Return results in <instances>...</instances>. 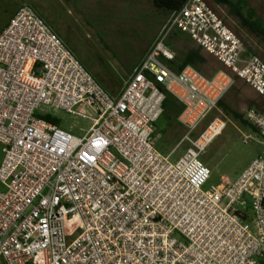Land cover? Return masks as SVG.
Returning <instances> with one entry per match:
<instances>
[{
	"label": "built area",
	"instance_id": "obj_1",
	"mask_svg": "<svg viewBox=\"0 0 264 264\" xmlns=\"http://www.w3.org/2000/svg\"><path fill=\"white\" fill-rule=\"evenodd\" d=\"M173 29L221 69L172 70ZM235 80L264 96V61L205 0L172 13L117 98L33 6L18 7L0 31V264H263L264 157L205 190L199 156L225 122L192 138ZM163 89L183 105L168 154L154 137ZM56 111L92 124L76 136L46 119ZM244 120L264 145V113L249 108Z\"/></svg>",
	"mask_w": 264,
	"mask_h": 264
},
{
	"label": "rangeland",
	"instance_id": "obj_2",
	"mask_svg": "<svg viewBox=\"0 0 264 264\" xmlns=\"http://www.w3.org/2000/svg\"><path fill=\"white\" fill-rule=\"evenodd\" d=\"M40 1L0 0V31L6 27L18 7L22 4H29L34 7ZM249 4L256 9L257 15L264 21V2L262 0H249ZM209 7L229 28L239 33L251 52L256 55L259 54V57L264 61V45L258 44L255 39L242 31H238L236 23L227 17L224 7L213 5ZM97 18V21L93 18L88 21L90 27L80 28L76 38L61 37V40L71 51L75 52V56L83 66L104 88L114 86L115 89L120 90L132 71H128L127 68L130 69L143 58V53L145 54L148 48L151 49L171 15L161 17L160 13L152 8L149 0H134L132 3L126 0H106L105 8L100 11ZM177 32L175 29L171 30L166 41L172 33ZM176 37L179 39L175 38L169 43L173 55L188 47H197L192 41L187 40V36H180L179 34ZM201 53L207 59V65L203 68L202 74L209 77L213 67L221 68V66L204 50L201 49ZM221 101L223 105L217 106L211 111L198 124L192 135V138L197 137L215 117L225 122V127L199 156V160L210 171V178L204 186L205 190L219 182L233 180L255 157L259 155L264 157V145L260 136L234 116L237 114L244 120V114L249 108L264 113V96H257L243 82L235 80ZM86 112L87 115L94 116L90 109H86ZM54 116L57 118L58 126L65 130L71 128V132L76 136L83 135L92 124L88 119L71 118L61 111H56ZM163 127L164 122L160 119L155 125V144L159 152L168 154L179 142L183 135V129L175 124L171 129L162 133L161 137H157V132H162ZM187 147V143L179 146L171 160L177 161ZM2 190L3 187L0 185V191ZM78 227V224H73L72 231L78 232Z\"/></svg>",
	"mask_w": 264,
	"mask_h": 264
},
{
	"label": "trees",
	"instance_id": "obj_3",
	"mask_svg": "<svg viewBox=\"0 0 264 264\" xmlns=\"http://www.w3.org/2000/svg\"><path fill=\"white\" fill-rule=\"evenodd\" d=\"M149 1L152 8L155 9V11H157L158 13H160L161 17H163V15L164 16L172 15V13L178 10L179 8H181L182 4L185 2V0H149ZM205 1L207 2L208 6L213 5V6L224 7L226 9L227 17L236 23V27L238 31H242L244 34L255 39V41L258 44L264 45V21L257 15L256 9L250 6L249 0H205ZM234 32L240 37L237 31ZM172 34L168 37V40L166 41L168 46H170L169 43L175 38L179 39L178 37H176L177 35L179 34L180 36L184 35L179 31L177 33H172ZM187 40L190 39L187 38ZM245 46H246V50L250 54L256 55L255 53L251 52L250 48H248L246 44ZM256 56L259 57L260 55L257 54ZM206 65H207V59L202 55L201 49L198 46L195 48L188 47L184 50H180L176 52L174 54L173 60L168 62V66L174 71H180L184 67L190 66L201 74L203 72V68ZM219 69L221 68L213 67V71L210 76H212ZM162 91L164 94V101H163V113L160 119L164 122V127L162 129V133H164L166 130L171 129L175 124H177L176 120L178 115L183 110V105L168 91L164 89ZM222 105H223L222 101H219L217 106L220 107ZM234 116L238 121H240L244 125L249 126L254 132L258 134L257 129L254 126L247 123L245 120H242L241 116L237 114H234ZM46 119L55 124H59L54 119H50V118H46Z\"/></svg>",
	"mask_w": 264,
	"mask_h": 264
},
{
	"label": "crops",
	"instance_id": "obj_4",
	"mask_svg": "<svg viewBox=\"0 0 264 264\" xmlns=\"http://www.w3.org/2000/svg\"><path fill=\"white\" fill-rule=\"evenodd\" d=\"M105 1L106 0H41L37 5L34 6V8L40 14V16L47 22V24L50 26V28L60 38L61 37L62 38H66V37L76 38L77 32L80 31V28L85 29L86 26L90 27L88 25V21H90L91 18H93L97 21L98 14L100 13L101 10L103 11L105 8ZM126 1H130V3L134 2V0H126ZM66 7H68V9H66ZM73 13H74V15H71ZM103 18H105V17H103ZM164 27H163V29H164ZM163 29H162V31H163ZM68 44L70 46H72V44H70V43H68ZM149 49L150 48H148V50H146L145 54L143 53V58L145 57V55L149 51ZM72 52H74V51L72 50ZM74 54H75V52H74ZM143 58L141 60H139L136 64H134L132 66L133 68L130 67V69L127 68V70L133 71V69L143 60ZM132 71H131V73H132ZM123 87H124V85H123ZM123 87L120 90H117V89H115L114 86H106L105 89L109 92L110 95L117 98V97H119L120 93L122 92ZM215 118H217V117H215ZM156 123H155V125H156ZM176 123L179 125L177 120H176ZM179 127H181V126L179 125ZM155 130H156V128L154 126V131ZM157 134H158L157 137L162 136V132H160V133L157 132ZM183 134H184V129H183Z\"/></svg>",
	"mask_w": 264,
	"mask_h": 264
}]
</instances>
